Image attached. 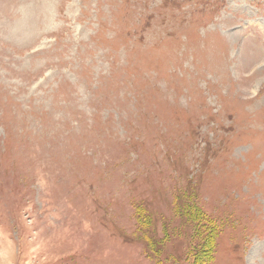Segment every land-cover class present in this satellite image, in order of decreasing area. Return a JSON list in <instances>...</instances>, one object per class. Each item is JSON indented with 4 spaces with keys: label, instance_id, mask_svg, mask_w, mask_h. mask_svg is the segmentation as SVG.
<instances>
[{
    "label": "rangeland",
    "instance_id": "rangeland-1",
    "mask_svg": "<svg viewBox=\"0 0 264 264\" xmlns=\"http://www.w3.org/2000/svg\"><path fill=\"white\" fill-rule=\"evenodd\" d=\"M0 264H264V0H0Z\"/></svg>",
    "mask_w": 264,
    "mask_h": 264
}]
</instances>
